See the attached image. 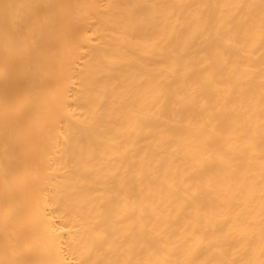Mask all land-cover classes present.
Wrapping results in <instances>:
<instances>
[{
  "label": "bare ground",
  "instance_id": "6f19581e",
  "mask_svg": "<svg viewBox=\"0 0 264 264\" xmlns=\"http://www.w3.org/2000/svg\"><path fill=\"white\" fill-rule=\"evenodd\" d=\"M0 264H264V0H0Z\"/></svg>",
  "mask_w": 264,
  "mask_h": 264
}]
</instances>
